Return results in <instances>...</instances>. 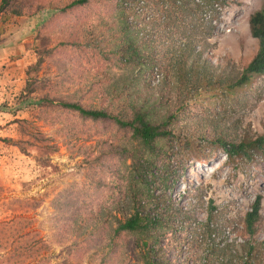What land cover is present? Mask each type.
<instances>
[{
  "label": "rangeland",
  "instance_id": "obj_1",
  "mask_svg": "<svg viewBox=\"0 0 264 264\" xmlns=\"http://www.w3.org/2000/svg\"><path fill=\"white\" fill-rule=\"evenodd\" d=\"M71 1L12 0L0 15V223L11 211L25 213L29 220L21 224L31 233L28 242L42 243L36 264H143L133 239H119L115 248L104 234L110 221L122 217L127 174L122 159L103 152L112 143L126 145L127 133L112 122L92 121L45 102L103 107L110 101L107 89L131 80L129 69L117 66L110 54L118 1L57 9ZM220 6L214 20L205 14L210 45L202 41L197 50L208 60L207 71L215 72L213 80L221 83L211 88L204 83L178 123L177 136L188 134L191 145L186 150L177 139L173 160L167 161L175 180L166 192L179 213L154 231L159 263L209 264L219 246L224 255L210 264H264V149L229 159L213 144L225 132L240 140L264 136V74L228 89L258 52L249 20L264 9V0H224ZM147 14L154 17L149 5L141 14L144 22L136 23L139 37L152 33L162 45L164 32L153 29ZM129 22L135 24L133 15ZM140 70L139 65L134 75ZM164 77L155 69L149 83L157 86ZM198 124L206 125L203 133L196 132ZM258 197L260 216L251 235L246 215ZM206 225L214 234L205 233Z\"/></svg>",
  "mask_w": 264,
  "mask_h": 264
},
{
  "label": "trees",
  "instance_id": "obj_2",
  "mask_svg": "<svg viewBox=\"0 0 264 264\" xmlns=\"http://www.w3.org/2000/svg\"><path fill=\"white\" fill-rule=\"evenodd\" d=\"M11 1L2 0L0 15L8 11ZM93 1L96 0H72L67 6L57 9L65 12ZM116 1L119 13L114 24L115 33L111 36L110 54L117 57V66L125 65L129 69L130 82L118 81L107 89L106 95L110 101L103 107H88L70 100L45 99V102L78 113L92 121L112 122L127 133L126 145L112 143L103 152V155H114L122 159L127 174L126 194L122 202L124 207L120 212L122 217L117 216L110 221L104 229V234L111 240L109 246L115 248L119 239H133L135 248L141 251L143 264H166L159 263L162 256L158 251H154L153 247L157 249L159 239V235L154 231L162 227L167 218H172L171 214L179 213L173 208L166 192L169 189L168 183L175 180V172L169 169L167 161L173 160V148L177 139L183 143L186 150L190 148L188 134L183 138L177 136L178 123L181 116L186 114L188 101L192 96L201 93L204 83L209 88L215 86V72L211 74L207 71L208 60H203V53L197 50V46L202 41L207 43L210 36L211 26L204 22L205 14L209 21L214 20L219 14L218 7H221L220 4L224 3V0ZM127 1L134 5L130 13L124 6ZM141 1L144 2V8L149 5L154 14L151 22L153 29L164 32L162 45L156 44L152 33L147 32L142 38L139 37L140 30L136 23L144 22L141 14L137 13ZM13 13L22 15L20 10ZM131 15L135 18V24L129 22ZM161 17L164 18L163 22H159ZM249 23L251 34L259 43V49L254 59L241 70L238 79L228 86V89L243 87L254 76L264 74V9L254 12ZM139 65L142 70L138 75H134L135 68ZM155 69L165 77L161 84L152 86L149 78ZM153 89H158L161 94L153 95ZM170 94H176V98L169 96ZM212 124L217 131L218 123L212 121ZM191 125L189 123L185 129L191 128ZM204 128L206 125L198 124L196 132L203 133ZM221 131L224 132L223 129ZM163 142L169 148L165 147ZM216 143L224 149L229 159H236L249 157L251 151L263 150L264 136L254 140H240L238 135L233 136L225 132L213 142ZM260 205L261 197H258L252 211L246 215L247 229L251 235L260 216ZM11 212L12 215L0 223V264H36L42 257V245L37 246L42 244L41 240L33 244L28 242L31 233L27 226H22L21 223L27 222L29 218L24 212ZM183 216L184 221L189 219L187 215ZM213 232L214 230L206 225L205 233L210 236ZM222 255L223 249L216 246L209 255V264Z\"/></svg>",
  "mask_w": 264,
  "mask_h": 264
},
{
  "label": "built area",
  "instance_id": "obj_3",
  "mask_svg": "<svg viewBox=\"0 0 264 264\" xmlns=\"http://www.w3.org/2000/svg\"><path fill=\"white\" fill-rule=\"evenodd\" d=\"M124 6L126 7L127 10H130L132 11V8L134 7V5L132 3H130L129 1L125 2L124 3ZM145 8H144V2L141 1L140 4H139V7L137 9V13L138 14H143L145 13ZM151 14H147V17H146V20L149 21L151 19Z\"/></svg>",
  "mask_w": 264,
  "mask_h": 264
},
{
  "label": "crops",
  "instance_id": "obj_4",
  "mask_svg": "<svg viewBox=\"0 0 264 264\" xmlns=\"http://www.w3.org/2000/svg\"><path fill=\"white\" fill-rule=\"evenodd\" d=\"M15 50V48L13 49V51ZM5 53H6V55H8V49H5V50H3ZM5 61V58L3 59V62Z\"/></svg>",
  "mask_w": 264,
  "mask_h": 264
}]
</instances>
